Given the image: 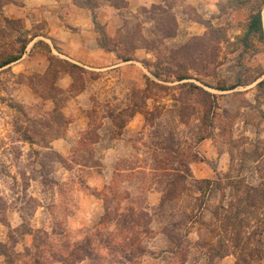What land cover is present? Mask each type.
<instances>
[{"label":"rangeland","instance_id":"1","mask_svg":"<svg viewBox=\"0 0 264 264\" xmlns=\"http://www.w3.org/2000/svg\"><path fill=\"white\" fill-rule=\"evenodd\" d=\"M74 2L92 3L97 20L105 7L114 36L98 20V44L120 63L131 60L113 72L73 68L44 40L40 55H30V36L44 24L28 30L0 15V54L29 43L24 72L0 70V264H65L52 253L94 240L99 230L134 239L119 213L131 206L127 193L141 190L149 201L138 236L145 253L132 264H264V38L246 37L258 9L264 31V0ZM40 65L45 73L35 70ZM58 75L70 77L67 88ZM82 93L86 143L75 146L73 135L76 148L64 157L52 146L69 128L59 113L77 111L73 100ZM133 116L139 122L125 131ZM91 168L107 181L96 196L100 210L82 217L84 193L94 195ZM105 199L112 214L103 226ZM97 239L101 258L77 264H119L120 254Z\"/></svg>","mask_w":264,"mask_h":264},{"label":"crops","instance_id":"2","mask_svg":"<svg viewBox=\"0 0 264 264\" xmlns=\"http://www.w3.org/2000/svg\"><path fill=\"white\" fill-rule=\"evenodd\" d=\"M130 7L137 6H147L148 4L156 3L158 0H126ZM111 9L110 6H106ZM105 11V7L100 9V14L98 16V20L103 22L106 25V22H110L109 18L111 17H103L101 12ZM3 14L6 18L10 20H20L24 24H26L27 29L31 30L35 23H43L44 29L42 32L37 35L30 36L32 40L27 48L29 50L30 55H40L38 50V43L41 40L48 42L54 51V43L58 47V51H60L66 59L69 61L80 65L83 68H86L90 71L97 72H113L116 68H119L125 64L130 63L124 62L120 63V60L115 56L113 52L106 51L101 48L98 44V34L96 33V29L93 22V13L87 7H82L74 2V0H5L3 6ZM110 15L111 13L108 12ZM104 20V21H102ZM107 33L110 36H114V33L111 31L110 24L107 26ZM37 46V49H35ZM26 50V52H27ZM32 51V52H31ZM25 57V56H24ZM24 58L19 59L15 63L4 69H10L13 72H21L25 70L26 63L20 64V62ZM34 59V58H33ZM20 64V65H19ZM42 66L41 69H35L39 73H45L48 69L46 65ZM33 68H36L35 65ZM34 70V71H35ZM67 78H70L67 75L60 76L59 83L62 82L66 85H63V88H67L69 86V82ZM85 93L78 95L74 98V104H78L77 111L67 112L66 110L62 111V115L69 121L67 125L69 128L67 129L66 136L62 138H58L52 142V146L57 149V151L65 157L68 156V151L72 147L71 138L76 135L77 145L75 146H85V141L83 142L82 135L88 131L89 119L87 118L86 112L84 110V101L83 97ZM84 119L86 125L78 126L77 120ZM137 116H133L127 126L124 128L126 131L130 128L131 123L134 120H137ZM138 121L132 123L135 126ZM142 123L140 122V126ZM124 131V132H125ZM123 135V134H121ZM120 136V135H119ZM75 138V137H74ZM81 140V142L79 141ZM71 141V142H70ZM117 141V140H115ZM73 143V142H72ZM79 168H84L80 165H77ZM92 169V168H91ZM90 175V174H89ZM107 179L98 172L92 169V174L87 176L86 184L93 191L100 192L105 188ZM93 195V194H92ZM90 194L84 193L83 200L84 203L80 205L78 208V215H85L88 211L95 209L100 210V202L96 196H92ZM136 202V208L142 209L148 205V199L146 191H139L137 195L134 196ZM88 200V204L86 205V201ZM101 206V205H100ZM86 225V220H82L78 225H72V228H82Z\"/></svg>","mask_w":264,"mask_h":264},{"label":"trees","instance_id":"3","mask_svg":"<svg viewBox=\"0 0 264 264\" xmlns=\"http://www.w3.org/2000/svg\"><path fill=\"white\" fill-rule=\"evenodd\" d=\"M106 1L111 2L112 0H106ZM3 6H4V2L3 3L0 2V15L2 16V21L5 24H9V25L16 22V21L10 20L4 16ZM80 6H82V4ZM87 6L90 9L95 8V6L92 3H88ZM93 22H94L95 26H97L99 24V22L97 20V15L95 12H93ZM253 33L259 34L260 37L264 38L262 9H258L256 12H254L251 15V20L249 21L248 31H247L246 37H250L251 34H253ZM170 34L168 37L174 36L172 33H170ZM28 44H27V42H23V46L19 50L18 54H12V55L0 54V70H8V69H4V68L10 66L11 64H13L16 61H18L19 59H21V57L23 56V54L26 51ZM99 46L101 48L105 49L106 51H112L105 44H102V45L100 44ZM202 53L203 52L200 51V53L198 52V53H196V55L199 57V54H202ZM122 59L124 61H130L131 60L129 58H122ZM64 63L71 65L73 68L83 69L82 67H80L79 65H77L75 63H70V62H66V61H64ZM59 76L60 75H58L57 78ZM188 78L189 77L186 74H178L177 75V79L180 81L188 79ZM190 87H192L195 90H200L204 93V90L198 86L190 85ZM61 92H62V90H61ZM56 104H57V102H56ZM59 117L62 118L63 120H65V124L69 122L62 115V113L61 114L59 113ZM93 193L95 196L98 197L97 193H99V192L93 191ZM126 198L130 201L131 206L127 211H125L124 213H119V214H120V217H123L122 221L125 224L123 226V228L127 231H130V233H133L134 239H130V240L126 239L125 240L124 238H122L120 241L118 239H117L118 241H116L115 238H113L112 236L105 235L106 231L99 230L95 234V236L98 239L94 238V240H93L92 238L88 237L85 240H83V242H81V243H77V244L73 243L70 250L69 249H67L66 251L62 250V252L59 254L52 253L53 258L57 262L65 263V264H77V263H80L81 261H83L87 257L101 258L99 253L97 255H95L96 252H98V249L101 248L100 246H98L97 248L94 247V242L97 239L98 242L100 243V245H102V244L104 245L103 248H108L110 250H116L120 254L119 258L117 256H115V258L119 264H132L136 258L140 259V257L143 256L145 253V246L142 244V240L139 239L138 236L140 234H142V232H145V231H142L143 229H146V227H144V226L142 227L143 229H141L140 222L144 219V216H146L148 214V212L145 210V208L137 209L136 208V202L137 201L134 199V197H131L128 193H127ZM165 199L166 198L162 199L160 207L164 206ZM106 201L107 200L105 199V213L103 214V219H102L103 226H105V224H106L105 220H107L112 214V212L109 211L108 207L106 206ZM117 214H118V212L115 211L114 215H117ZM0 256H5V253H0Z\"/></svg>","mask_w":264,"mask_h":264}]
</instances>
